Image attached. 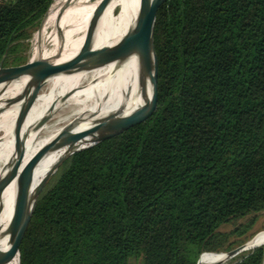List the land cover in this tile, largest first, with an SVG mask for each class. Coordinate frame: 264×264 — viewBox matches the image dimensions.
<instances>
[{
  "label": "trees",
  "instance_id": "16d2710c",
  "mask_svg": "<svg viewBox=\"0 0 264 264\" xmlns=\"http://www.w3.org/2000/svg\"><path fill=\"white\" fill-rule=\"evenodd\" d=\"M53 1L0 3V62L26 61ZM153 43V117L74 142L35 198L19 264H195L246 227L220 225L264 208V0H163ZM141 71L124 123L154 98ZM263 258L261 244L222 264Z\"/></svg>",
  "mask_w": 264,
  "mask_h": 264
},
{
  "label": "bare ground",
  "instance_id": "6f19581e",
  "mask_svg": "<svg viewBox=\"0 0 264 264\" xmlns=\"http://www.w3.org/2000/svg\"><path fill=\"white\" fill-rule=\"evenodd\" d=\"M96 2L55 0L51 3L37 31L31 55L34 63H53L48 71L51 76L38 95L40 88L30 93L28 76L0 73V195L5 187L9 189L6 198L0 197V254L3 256L11 250L10 222L16 203L18 173L30 157L42 148H50L27 172L28 201L43 178L41 175L67 154L74 142L52 146L62 142L70 132L91 127L96 122L99 126L88 133L104 135L114 130L109 124L124 123L130 118L122 114L120 108H128L130 104L126 97L142 67V57L138 47L124 40L130 29L138 30L151 0H109L101 16L109 14L105 19L98 18L91 41L93 49L104 53L88 69L68 71L67 67L78 58L85 44L76 47L72 43L81 40ZM115 8L118 12L113 14ZM146 77L142 70L141 90ZM151 80L154 81L153 75ZM60 111L67 113L63 123L40 136L38 130ZM35 166L32 175L30 171ZM262 243L264 233L247 240L246 249ZM223 257V252H204L199 255L197 264L215 262ZM3 264H19L17 255Z\"/></svg>",
  "mask_w": 264,
  "mask_h": 264
},
{
  "label": "water",
  "instance_id": "95a60500",
  "mask_svg": "<svg viewBox=\"0 0 264 264\" xmlns=\"http://www.w3.org/2000/svg\"><path fill=\"white\" fill-rule=\"evenodd\" d=\"M93 0L91 2H94ZM109 0H97L95 7L91 13L89 19V31L85 40L84 47L78 56V58L67 67L68 71H79L88 69L94 62V60L102 55L104 52L96 51L92 48V36L94 33V29L97 23V20L100 14L103 12L107 2ZM163 0H151L149 6L147 7L141 24L138 30L134 31L130 29L127 32L126 38L124 43L130 44L132 47H138L141 51L142 57V70L146 74V76L151 80L152 75L155 81V93L154 98L152 101L151 106L147 111L143 113L141 118L136 123H113L109 124L108 126H113V133L107 134L105 136L100 137L99 139L93 141L92 143L88 144L91 145L103 138L113 136L118 134L123 130H128L129 128H133L136 125L147 123L154 115L157 104H158V66H157V56L154 49L153 43V27L155 23V16L159 5L162 3ZM41 24V23H40ZM53 63L50 61L44 62H36L34 63L30 59L24 62L18 63H10V62H0V73L9 75V76H28L31 80V89L30 93L37 88L44 86L46 83L47 78L51 76L48 71L52 68ZM153 73V74H152ZM90 126L84 128L82 130L76 132H70L67 134L62 142L52 146L51 148H56L61 146L64 142L72 144L80 137L86 135L90 131ZM86 145V146H88ZM83 146V147H86ZM81 147V148H83ZM78 148V149H81ZM50 148H42L38 150L35 154H33L27 163L23 166V168L18 173V187L16 193V203L13 211V215L10 222V240H11V250L7 256H3L0 254V264L6 263L10 261L15 255H17L19 260V245L22 239V236L26 230V227L30 220L31 210L33 203L35 201L36 196L46 183L47 179L50 175L56 170L58 165L62 162V160L69 154H71L74 150L68 152L67 154L63 155L55 164L54 166L43 176V178L38 183L34 195L31 201H28V190L25 184V178L30 166L34 163V161L44 155ZM76 149V150H78ZM246 242L239 244L233 248H230L223 252L224 257L221 260H217L212 263L207 264H221L224 260L229 259L230 257L234 256L238 252L246 249ZM204 252H211V251H203L199 255ZM197 260L196 263L197 264Z\"/></svg>",
  "mask_w": 264,
  "mask_h": 264
},
{
  "label": "rangeland",
  "instance_id": "374dc122",
  "mask_svg": "<svg viewBox=\"0 0 264 264\" xmlns=\"http://www.w3.org/2000/svg\"><path fill=\"white\" fill-rule=\"evenodd\" d=\"M91 1H93V0H89V3ZM53 2H52V4H53ZM51 5H50V7H51ZM117 12H118V8H115L113 14H116ZM108 14L107 13L105 15L103 14V16H101V14H100L101 19H100V16H99V20L105 19L108 16ZM79 16L81 17L82 14H80ZM90 16H91V14H90ZM44 17H43V19H44ZM41 23H42V21H41ZM40 25L38 26V28L36 30H34L32 32V34H31V36L29 38L28 49L26 50V55H27L26 61L29 60V59L31 60V55H32L33 48H34L35 41H36V34H37V31H38ZM88 31H89V20L87 19V23H86V26H85V29H84V32H83L81 40H78V41H76V42H74L72 44H75V46L78 47L82 43H84L85 40H86ZM43 87L44 86H42V87H40V89H38L36 95H38V93L43 89ZM120 109H122L121 110L122 114L125 115L127 113V110H128L127 107L124 106V107H121ZM66 114L67 113H64L63 111L62 112L60 111L56 115H54V117L48 119L46 124H45V127H43L40 130H38L39 135L40 136L41 135H46L47 133H49L53 129L59 127L63 123V117ZM41 145H43V144H41ZM35 168H36V166L34 168H32L31 171H30V172H32V175L34 174ZM40 173H41V171L38 173V175H40ZM44 175H45V173L42 174L41 176L43 177ZM8 193H9V189H7V187H5L3 189V191L1 192L0 197L2 199H4V198L7 197ZM9 220H10V218H9ZM244 224H245L246 227L243 228L240 232H234V233H232V234L230 233L228 235V237H227V239H226V241L224 243L225 245H231L230 248H233L235 246H238L239 244H242V243L246 242L247 240H249V239H251L253 237H256V236L264 233V208L259 210V211H256V212L249 213V214H247L245 216L232 219L231 221L220 225L218 229L221 232H223V233H229L232 230H234L236 227H239V226L244 225ZM262 245L264 247V243H262ZM194 246H195L194 244H189V246L187 248V256H190V254H192V250H193ZM224 251H226V250H221L219 252H224ZM137 263H138L137 258L130 257L129 264H137ZM210 263H212V262H210ZM261 264H264V258H263Z\"/></svg>",
  "mask_w": 264,
  "mask_h": 264
},
{
  "label": "built area",
  "instance_id": "2783aa9c",
  "mask_svg": "<svg viewBox=\"0 0 264 264\" xmlns=\"http://www.w3.org/2000/svg\"><path fill=\"white\" fill-rule=\"evenodd\" d=\"M2 1H4V0H0V3H1Z\"/></svg>",
  "mask_w": 264,
  "mask_h": 264
}]
</instances>
